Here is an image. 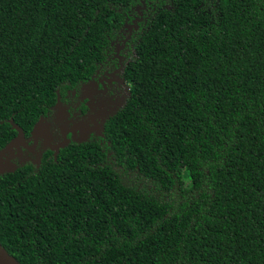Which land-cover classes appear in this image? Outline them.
<instances>
[{
  "label": "trees",
  "instance_id": "1",
  "mask_svg": "<svg viewBox=\"0 0 264 264\" xmlns=\"http://www.w3.org/2000/svg\"><path fill=\"white\" fill-rule=\"evenodd\" d=\"M117 46L126 105L0 175V244L20 264H264V0H0V146Z\"/></svg>",
  "mask_w": 264,
  "mask_h": 264
},
{
  "label": "flooded vegetation",
  "instance_id": "2",
  "mask_svg": "<svg viewBox=\"0 0 264 264\" xmlns=\"http://www.w3.org/2000/svg\"><path fill=\"white\" fill-rule=\"evenodd\" d=\"M122 47L117 46V54H115V56L119 60L117 63V67L114 68L112 72H109L107 68L105 69L106 70L105 72H103L104 70L97 71V73L89 81L81 84L78 88L68 91L67 95L65 96V98H63V100H61V97L59 98L60 108H65L68 110L67 111L68 119L74 120L76 118L77 113L74 110V106L76 104H80L82 108L88 107L91 104L90 98H87L85 96V89L88 87H93L97 91H101V92L105 90L114 91L116 89H120L126 93V100H127V98L130 95V92L128 91L129 87L126 84V82L122 79L121 75L124 72V67L128 64V61L125 64H122L123 58H120L121 56L119 55ZM82 98H83V103H81ZM57 102H58V99H57ZM57 109L59 108H55V114H56ZM112 115L113 114H110L103 121H98L93 126L94 130L89 132L87 135L80 133L79 131L70 132L68 134V137L62 139L61 141H52L48 143L41 141L37 143L32 138L31 133L30 135H27V136L24 133V138H22V140L16 143V144H19V147L15 149V155L11 157V160L6 159L4 164L0 166V175L11 173V170H14L15 172L16 170L19 169V167H21L22 165L26 163H32V164H36L37 166H39L42 160L41 159L42 153L44 151H50L53 154V156H56L57 155L56 153H58L60 149H63L69 146L72 142H76V143L88 142V141H91L94 137L97 138V137L103 136L104 126L107 120ZM41 118L46 119L42 116L40 117V119ZM12 140L7 145H9L12 142ZM61 144H63L64 146L63 147L60 146ZM56 147L57 149L54 150L53 148H56Z\"/></svg>",
  "mask_w": 264,
  "mask_h": 264
},
{
  "label": "snow or ice",
  "instance_id": "3",
  "mask_svg": "<svg viewBox=\"0 0 264 264\" xmlns=\"http://www.w3.org/2000/svg\"><path fill=\"white\" fill-rule=\"evenodd\" d=\"M85 96L90 98L91 104L84 108L80 104H76L74 110L77 115L74 120L67 118V109H57L55 115L43 119L37 124L34 133L31 134L32 138L37 143L41 141L48 143L61 141L68 137L70 132L79 131L87 135L94 130L93 126L98 121L105 120L110 114L118 111L121 106L126 105V93L120 89L101 92L93 87H88L85 89ZM81 103H83V98ZM18 136L22 137L23 134L18 133ZM18 147L19 144L0 146V166L4 164L6 159L11 160V157L15 155V149ZM0 264H12L2 251H0Z\"/></svg>",
  "mask_w": 264,
  "mask_h": 264
},
{
  "label": "water",
  "instance_id": "4",
  "mask_svg": "<svg viewBox=\"0 0 264 264\" xmlns=\"http://www.w3.org/2000/svg\"><path fill=\"white\" fill-rule=\"evenodd\" d=\"M59 96H58V102H57V104L55 105V108H59L60 109V101H59ZM41 120H43V118H41L36 124H35V126H34V128H33V130H32V132H31V134H33L34 133V130H35V127L37 126V124L41 121ZM10 124L12 125V127H13V129H15L16 131H17V136L12 140V142L10 143V144H12V145H15L17 142H19L20 140H22V138H24V132H23V130H22V128H20L17 124H15L12 120H10ZM18 133H22L23 134V136L21 137V136H18ZM60 146H64L63 144H61ZM59 147V146H58ZM54 150L55 149H57V147L56 148H53ZM11 172H14V170H11ZM0 251H2L6 256H7V258L12 262V264H20L18 261H16L15 260V258L14 257H12L5 249H4V247L0 244Z\"/></svg>",
  "mask_w": 264,
  "mask_h": 264
},
{
  "label": "rangeland",
  "instance_id": "5",
  "mask_svg": "<svg viewBox=\"0 0 264 264\" xmlns=\"http://www.w3.org/2000/svg\"><path fill=\"white\" fill-rule=\"evenodd\" d=\"M128 91H130V90H128ZM187 183H189V180H187Z\"/></svg>",
  "mask_w": 264,
  "mask_h": 264
}]
</instances>
